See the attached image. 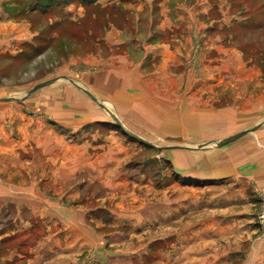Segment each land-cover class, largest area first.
Instances as JSON below:
<instances>
[{
    "label": "rangeland",
    "instance_id": "rangeland-1",
    "mask_svg": "<svg viewBox=\"0 0 264 264\" xmlns=\"http://www.w3.org/2000/svg\"><path fill=\"white\" fill-rule=\"evenodd\" d=\"M17 2L13 11L30 8L27 14L12 15V32L0 28V146L12 148L15 158L0 165V176L29 190L13 203L0 198V236L16 217L31 216L28 204L93 206L101 219L92 216L93 228L83 231L94 245L77 264H215L220 253L234 254L228 264H242L248 253L247 264H264V225L256 217L264 210V186L181 176L180 156L174 159L183 153L185 168L204 172L217 149L242 161L255 148L264 156V0H143L127 4L126 19L106 0ZM161 25L175 30L172 42L166 35L156 39ZM111 29L126 34L114 37ZM126 38H137L140 49L111 43ZM165 41L172 53L142 52L143 45ZM53 110L95 128L78 135L77 145L68 143L69 129H60L62 167L70 158L82 162L75 181L52 182L53 165L37 143L36 126ZM243 130L249 131L223 142ZM115 140L126 143L124 154L111 153ZM104 150L118 158L102 166L108 179L89 178L80 169L83 157L97 164L93 172ZM263 156L253 163L262 167ZM30 236L7 240L9 249ZM125 254L134 261L125 262Z\"/></svg>",
    "mask_w": 264,
    "mask_h": 264
},
{
    "label": "crops",
    "instance_id": "crops-1",
    "mask_svg": "<svg viewBox=\"0 0 264 264\" xmlns=\"http://www.w3.org/2000/svg\"><path fill=\"white\" fill-rule=\"evenodd\" d=\"M142 1L143 0H106V4L112 5L113 3H115L117 7L122 10V12L124 13V19H126L131 16L130 14L127 13L130 12L128 5L129 4L131 5V3L140 5L142 4ZM16 4H18V6L21 5L17 2V0H0V28H2V30L4 31L6 30L12 32L16 28V26H14L12 22H10V20L13 18L12 15L22 16L27 14L26 13L28 12L27 10L30 9V8H26L27 10L25 13H23L24 10H16L14 12L13 9L16 6ZM57 23L59 24V20L57 21ZM174 31L175 30L172 28L163 27L161 25L157 33L160 36L156 37V39L159 37L165 38L164 35H166V37L169 38L170 41L172 42V37L174 36L175 33ZM109 32H112V34L114 33L113 34L114 37L115 36L119 37L121 33L123 35L126 34L124 30H117V29H111ZM149 35H151V33ZM113 36H111V38ZM18 41L23 42L25 41V39ZM111 43L114 45L116 44L117 47L126 48L131 46L132 49L134 50L140 49L141 46L137 38L111 39ZM154 47L155 48L151 49L150 46L143 45L142 52H144L145 55L146 53H149L150 58L158 57L159 54L161 53L164 54L172 53V48L169 41L158 43ZM137 62L142 63L141 58ZM137 62L136 64L138 65ZM47 115L50 118L47 119L46 122L44 119L45 116L44 114H42L43 120L41 121L40 124H37L35 131L36 134L38 135L37 143L41 145L43 150L42 156L44 161H46L50 165L51 164L53 165L49 170L50 180L52 182L66 181L72 177L73 180L75 181L77 176L81 174V173L78 174L77 163L79 164L82 162H78L76 159L74 160L70 158V160H68V165H66V167H62L64 166L65 162L61 161V158L58 155L59 153L58 151H56L59 149L60 146V140H61L60 129L61 127L69 129L70 134L68 135V139H69L68 143L69 144L72 143V145H77L78 142L82 141L81 139L80 140L78 139V135L81 134L85 135L87 134V132L93 133L94 131L93 129L95 128L90 123L86 125V123L77 124L76 122L72 121V119L77 118L75 114L70 115L68 113L65 115V117L61 118V116H58L60 114H56L55 110H53V112L47 113ZM97 119L100 121H106V122L109 121L108 118H101V117L95 118V120ZM114 133L115 132H112V134H110V137L111 138L114 137V139H118L117 135H113ZM262 140L264 143V137H262ZM93 141H96V139L94 138ZM245 142H243L244 144L242 143V145L244 146L243 148L245 150H248V148L250 149L251 145ZM83 143H87L88 145L90 144L88 142H83ZM105 143L106 140L104 144ZM102 144L103 143H101V145ZM104 144L102 147L105 146ZM125 147H126V143L124 142V140H121L120 142L116 141V147H115L116 150L115 148L113 149L115 152L112 151V148L110 149V151H112L111 153L113 155L124 154ZM23 148L25 149V151H27V148L25 147ZM105 148H108V146H106ZM257 149L258 148H255L251 152H253L254 150L259 152L250 154L251 155L250 157L248 154H246V157L244 158L243 161L241 159L238 160V158H236L237 156H234L232 152L226 155V151L217 149L214 151V154L212 155L213 163L211 169H208L204 172L185 168V166L183 165H185L184 163L185 160H187V156L184 155L183 153L175 154L176 158L174 159H178L177 158L178 155L180 156L181 162H179L178 164V161H176L177 162L176 164L180 166V170L177 172L181 176H187L190 178L191 177L199 178L201 180L204 179H208L212 181L224 180L225 182L228 180H231L233 182L235 180L234 183L243 182L250 185L251 182L253 183L256 182L264 186V165L261 167V164L259 166L253 163L254 162L253 157L263 156L261 150H257ZM104 152L106 153L104 154L103 159H101L102 161L100 165L101 168L93 172L90 171L92 170V168H94L93 165H97V164L94 163L91 158L83 157L85 159L83 162V166L80 167V169L83 170V168H85L88 172L87 175L90 176L89 178H91L92 176L94 180H100V181L108 179L107 178L108 176H106L107 173L106 172L103 173L102 166H104V164L108 162H111L113 158H116L117 160L118 158L111 157L112 154H110L109 156L108 150H104ZM12 153H13L12 148L8 150V147L0 146V165L2 164L6 165L8 163L10 164L9 166H11L13 164V161L15 160ZM258 153H260V155ZM105 158L107 159L105 160L106 162L103 161ZM234 158H236V161L235 163H232L231 161H233ZM251 158L252 160H250ZM24 159L23 160L25 161V163H29L30 160L28 158H24ZM40 180L41 178L38 179L37 182ZM76 184L77 183L75 182V185ZM25 190L26 191L29 190L27 185L18 186L17 184H13L12 181L2 178L0 176V198L4 197L5 200L4 202L9 201L13 203V200L11 198L14 195L15 196L18 194L21 195L22 193H24ZM233 191L229 190L228 192L229 194L232 192L236 193V188ZM238 191L240 192V190ZM38 194L39 193H37V195ZM220 196H222V194ZM2 202L3 201L0 200V204L3 205L4 202L3 203ZM26 206L27 207H25V209L26 211L31 213V216L19 217V218L16 217V220L19 222L16 223L17 221L16 222L14 221V224L11 223L12 226L10 227V229H8L9 232H6L7 236L5 235L0 236V245H5L4 253L2 252V248L0 246V261L2 262L1 264H15V263L17 264L18 262L21 264H77L78 256L82 254L86 249L93 247L94 244L92 243L93 241L92 237L91 236L86 237L83 230L89 227H90L89 229L93 228L92 216L98 214L97 213L98 209H96L95 207L89 206L86 208H78L73 205H64V204L63 206H61L60 204L48 205L44 202H37L36 204L33 203V204H28ZM113 212L115 213V211ZM86 214H90L89 216L87 215L88 218L86 217ZM97 216L98 218L101 219L99 214ZM120 216L122 217L123 215ZM36 218H38V220H36ZM25 232H29V235L31 234L32 236V237L30 236L31 240L26 244L24 243L25 242L24 240H19L20 241L18 242L19 244H15L14 246H12L11 249H9L10 244H8L7 242L10 239H13V237L17 236V234H21V233L23 234ZM13 243L16 242L12 241V244ZM1 254H3V256H1ZM123 254L124 253L121 252L122 257ZM218 255L219 256L217 257L215 255L213 258L215 264L218 263L220 264L221 260L223 261L222 263L228 264V262H230V257L234 256V254L232 255V253L229 254L220 253ZM222 257H227V259H222ZM134 258L135 257H133L132 254L129 255L125 254V258L123 260L125 262L129 261L132 263V261H134ZM252 259H253V255L251 253H248L246 254L244 258V262L242 264H247V261ZM116 262L118 263V261Z\"/></svg>",
    "mask_w": 264,
    "mask_h": 264
},
{
    "label": "water",
    "instance_id": "water-1",
    "mask_svg": "<svg viewBox=\"0 0 264 264\" xmlns=\"http://www.w3.org/2000/svg\"><path fill=\"white\" fill-rule=\"evenodd\" d=\"M56 79H57V78H53V79H50V80H47V81H43V82L37 84V85L35 86V88L40 87V86H43V85H45V84H47V83H49V82H51V81H54V80H56ZM70 82L74 84V82H72V81H70ZM74 85L76 86V84H74ZM77 87H78V86H77ZM115 121H116V124H117L119 127H121L122 129H124L118 120H115ZM247 131H249V130H243V131H240V132H238L237 134H235L234 136H231V137H229V138H225V139L223 140V142H230V141H233V140L237 139L238 137H240L241 135H243L244 133H246ZM127 134H128L129 136H131L132 138H135V139L138 140L139 142H145L142 138L138 137L137 135H135V134H133V133H131V132H128Z\"/></svg>",
    "mask_w": 264,
    "mask_h": 264
},
{
    "label": "built area",
    "instance_id": "built-area-1",
    "mask_svg": "<svg viewBox=\"0 0 264 264\" xmlns=\"http://www.w3.org/2000/svg\"><path fill=\"white\" fill-rule=\"evenodd\" d=\"M256 217H257L259 223H260L261 225H264V210L259 211V212L256 214Z\"/></svg>",
    "mask_w": 264,
    "mask_h": 264
},
{
    "label": "trees",
    "instance_id": "trees-1",
    "mask_svg": "<svg viewBox=\"0 0 264 264\" xmlns=\"http://www.w3.org/2000/svg\"><path fill=\"white\" fill-rule=\"evenodd\" d=\"M53 1H57L58 2V1H66V0H45V2H47L48 4L53 2Z\"/></svg>",
    "mask_w": 264,
    "mask_h": 264
}]
</instances>
